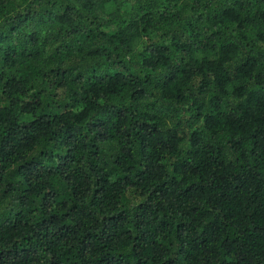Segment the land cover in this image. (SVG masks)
Instances as JSON below:
<instances>
[{
    "label": "trees",
    "instance_id": "trees-1",
    "mask_svg": "<svg viewBox=\"0 0 264 264\" xmlns=\"http://www.w3.org/2000/svg\"><path fill=\"white\" fill-rule=\"evenodd\" d=\"M0 264H264V0H0Z\"/></svg>",
    "mask_w": 264,
    "mask_h": 264
}]
</instances>
